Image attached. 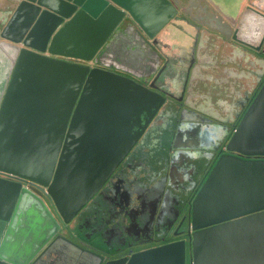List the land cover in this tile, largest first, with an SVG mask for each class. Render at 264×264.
<instances>
[{
  "label": "water",
  "instance_id": "95a60500",
  "mask_svg": "<svg viewBox=\"0 0 264 264\" xmlns=\"http://www.w3.org/2000/svg\"><path fill=\"white\" fill-rule=\"evenodd\" d=\"M178 11L173 0H18L0 24V264H34L63 237L48 203L68 222L134 144L142 131L119 134L132 87L150 106L156 92L101 66L117 65L104 58H120L125 37L144 47H125L129 63L156 55ZM224 148L190 201L189 264H264V78ZM185 251L171 241L122 264H185Z\"/></svg>",
  "mask_w": 264,
  "mask_h": 264
},
{
  "label": "flooded vegetation",
  "instance_id": "af4514ba",
  "mask_svg": "<svg viewBox=\"0 0 264 264\" xmlns=\"http://www.w3.org/2000/svg\"><path fill=\"white\" fill-rule=\"evenodd\" d=\"M257 1L262 7L252 1L250 4L254 7L246 4L256 14L241 12L235 25L233 19L228 20L234 26L232 39L246 47L260 48L264 55V0ZM172 24L176 23L169 22L157 34L154 44L157 54L145 53L143 62L131 64L127 59L133 52L125 47L144 48L135 37H132L135 41L125 37L127 43L120 39L114 45L115 53L122 52L121 59L104 58L108 64L117 65L101 67L131 77L155 91V96L152 93L155 99L152 98L151 106L146 104L140 88L132 87L134 96L125 107L128 118L123 121L119 134L136 138L142 132L102 185L68 222H64L48 203L60 224L57 234L63 237L55 240L34 264H122L130 251L176 240L184 241L185 264H189L190 201L216 158L228 152L225 142L263 80L264 64L261 71H253L258 75L256 85L250 80V74H233L226 70L221 82L226 84L224 89L229 90L230 100L218 96L212 102L211 95H199L188 88L205 77L201 70L205 60L213 65L217 59V44L204 45L201 33L196 43L192 42L193 38L189 44L173 43L174 35L169 29ZM173 28L179 30L176 26ZM186 34L191 37L189 31ZM219 38L217 41L223 43L222 37ZM227 46L224 42L222 52L225 55H228ZM239 52H243L246 56L243 60L248 64L250 54L240 47L233 48L231 55L238 57ZM261 61L264 62V58ZM88 63L100 67L93 60ZM121 63L126 69H134L135 75L117 68ZM197 68L201 71L195 75ZM238 77L241 79L236 83ZM177 84L178 91L174 89ZM236 85L242 90L239 95L234 91ZM155 108L157 111L142 130ZM42 196L48 202L45 192Z\"/></svg>",
  "mask_w": 264,
  "mask_h": 264
},
{
  "label": "rangeland",
  "instance_id": "374dc122",
  "mask_svg": "<svg viewBox=\"0 0 264 264\" xmlns=\"http://www.w3.org/2000/svg\"><path fill=\"white\" fill-rule=\"evenodd\" d=\"M220 6H222L224 8V10L227 11L228 14H230L231 16H233L234 14H236L237 10H238V7H239V3L237 0H215ZM249 2H247L248 5H251V6H259L260 4H258L259 1L257 0H248ZM250 1L253 2V4L255 5H252L250 4ZM202 3H200L201 5ZM203 5V4H202ZM201 5V6H202ZM259 7H262L259 6ZM264 8V6H263ZM258 9H261V8H258ZM189 14V12H188ZM202 22L205 23V28L202 29L201 31V34L203 36V39H204V36H206L207 38H211L213 36V38H215L216 36L214 34H218L220 37H222V41L228 43V44H232V45H235L237 46L236 42L234 39H232L231 35H232V30H233V25H231V23H229V20L228 19H225V18H222V19H218V18H214L213 16L209 15V14H206V13H202V19H201ZM182 24V23H180ZM209 28V29H207ZM183 30H186V33H188L189 30H187V27L184 26V28H181ZM205 30H208L205 32ZM205 32V33H204ZM208 32L211 34H208ZM214 32V33H212ZM182 31L180 32V40H182ZM184 39L183 41H186V39H191L187 34L184 35ZM201 36V37H202ZM177 38V37H176ZM187 39V40H188ZM213 41L208 40L206 42V45H208L209 47H213L214 44H217V54H216V57L217 59L220 61L224 56L225 57H228L226 56L225 54H223L222 52V47H224V42L221 43L220 41L218 42L217 40L215 39H212ZM237 47H240L241 49L245 50L249 55V58L247 59L248 61V64L247 62H245V60H243L244 57V54L243 52L240 53V56H238V60L239 62L238 63H233V64H227L229 66H225L222 69L220 70H217V67L216 65H213L212 67H210L211 69V72L208 73V72H204L205 73V77L203 79H201L200 81H196L194 86H189L188 90L189 91H196L197 94L199 95H208L210 96V99L211 101L213 102V100H216L218 98V96L222 97L220 99H227V100H230V98L228 97V94H229V90L228 89H224V86H226V84L222 83L221 80H223V78L226 76V73L224 74V70L225 69H231V70H234L235 72L237 73H248L250 74V80H252L254 82V84L256 85L257 84V80L255 79L256 77H258L257 73L256 72H253L254 70L255 71H261L263 69V64L264 62L261 61L262 58H264V55L262 54L261 55V51H260V48L258 50L254 49V47H246L244 45H239ZM229 57H232L229 55ZM216 59V60H217ZM258 59H260L258 61ZM261 61V62H260ZM258 66H260V68L258 69ZM199 68H197V70H195V75L196 74H200L198 72ZM202 70V69H201ZM199 70V71H201ZM253 78V79H252ZM239 79H241V77H238V80L236 81V83L238 81H240ZM220 81V82H218ZM244 82V81H243ZM222 84V85H221ZM178 86V84H177ZM174 89L176 91L179 90V86L178 87H174ZM237 92V94H241L242 90L240 89V87H238L236 85V89L234 90ZM210 92V93H209ZM227 95V96H226ZM240 110V108H239Z\"/></svg>",
  "mask_w": 264,
  "mask_h": 264
},
{
  "label": "crops",
  "instance_id": "0c3cea01",
  "mask_svg": "<svg viewBox=\"0 0 264 264\" xmlns=\"http://www.w3.org/2000/svg\"><path fill=\"white\" fill-rule=\"evenodd\" d=\"M176 2V5L178 7V10L180 11L178 18L172 19L171 21L176 24H172L171 27L169 28L170 31L172 32V35H174L173 37V43L177 42V43H183V42H187V44H189V41H192L194 39V41H192L193 43L197 42V38L198 35L202 32L201 30L205 28V23L201 21L202 19V13H206L209 14L211 16H213L214 18H218V19H233L234 20V25L236 23V20L240 19L241 16V12L244 11V13L247 11L248 13H253L256 14L257 12H254L252 9H250L249 7L246 6L247 4V0H237L239 3V7L238 10L236 12V14H234L233 16H231L230 14L227 13L226 10H224V8L222 6H220L215 0H173ZM18 0H0V24L4 23L5 20H7V18L9 17V15L11 14V11L14 9L15 5L17 4ZM200 3H202L200 5ZM253 11V12H252ZM189 12V14H188ZM170 21V23H171ZM182 23V24H180ZM173 26H176L179 30L174 29ZM187 27V30H189V32L191 33V39H186V41H183L184 39V35L186 34V30H181L180 28H184ZM234 28V26L232 27ZM173 29V30H172ZM209 29V28H207ZM182 31V40H180V32ZM208 30H205V32ZM204 32V33H205ZM214 33V32H212ZM208 34H210L208 32ZM211 35V34H210ZM216 37L213 38V36L210 38H207L206 36H204L203 39V43L204 45L206 44V42L208 40L211 39V41H213L212 39L218 40L220 39L218 34H214ZM177 37V38H176ZM193 38V39H192ZM171 40V39H170ZM237 46L242 45V43H238L237 41H235ZM233 46V47H232ZM235 45L232 44H228L227 46V50H228V57H223L220 61L217 59L215 61H213V65H216L217 70H220L227 65V64H233V63H238L239 60L237 57H233L231 55V50L233 48H235ZM232 56V57H229ZM208 60H205V63L201 65V69L203 74L205 75L204 72H211V68L213 65H211V63H207ZM229 66V65H227ZM227 70L228 72H232L234 74V70L231 69H225L224 70V74L225 71Z\"/></svg>",
  "mask_w": 264,
  "mask_h": 264
}]
</instances>
